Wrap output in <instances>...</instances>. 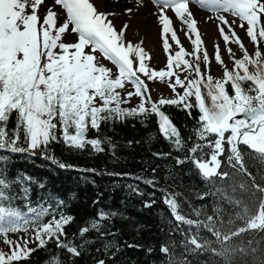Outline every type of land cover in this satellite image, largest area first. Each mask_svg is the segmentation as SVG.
<instances>
[{
	"label": "snow or ice",
	"instance_id": "6c2138e0",
	"mask_svg": "<svg viewBox=\"0 0 264 264\" xmlns=\"http://www.w3.org/2000/svg\"><path fill=\"white\" fill-rule=\"evenodd\" d=\"M193 5L213 15L198 21ZM111 8L102 10L96 0H0V242L8 249H0V264H31L32 254L50 244L67 256L62 260L58 252L48 264H77L85 245L91 243L76 244L75 234L69 238L66 227L75 217L63 210L64 201L49 195L46 207H32L29 189L23 186L31 178L8 175L7 165L14 156L32 159L39 153L62 170L95 173L94 168L76 169L57 159L50 146L76 151L91 145L99 153L103 141L98 136L89 138L90 132L99 134L109 121L132 118L143 123L150 117H155L159 134L172 149L152 155L188 166L190 173L215 187L233 206L227 220L215 205L212 214L193 209V219L182 214L179 193L158 186L155 169L152 178L107 173L152 188L146 208L156 203V192L162 193L175 221L170 230L183 237L178 255L175 241L161 245L165 264H202L200 256L206 253L221 258L222 264H264V0H129L123 6L116 0ZM145 11L166 55V64L159 70L148 63L153 57L146 50L147 33L129 36L133 21ZM117 17L126 19L118 25ZM174 20L179 21L191 51L181 42ZM199 23L214 24L224 41L223 51L215 45L214 60L221 69L217 76L211 72L213 56L201 39ZM237 28L246 34L253 51ZM230 44L239 47V57ZM165 78L171 94L152 99L146 81ZM134 97L139 99L135 107L122 106ZM165 106L194 121L187 138L162 111ZM246 156L254 162L255 174ZM236 176L239 182L233 179ZM13 185H20L19 192ZM128 188L145 195L137 184ZM18 200L24 201L27 211L16 204ZM116 215L100 210L90 228L100 232L101 222ZM90 228L79 229V236L83 238ZM245 234L253 237L247 246ZM257 234L260 239H255ZM106 235L116 234L100 233L101 238ZM125 243L129 248L141 247ZM110 246L104 245L106 256ZM115 247L118 252L119 246ZM95 264L107 261L99 259Z\"/></svg>",
	"mask_w": 264,
	"mask_h": 264
},
{
	"label": "trees",
	"instance_id": "16d2710c",
	"mask_svg": "<svg viewBox=\"0 0 264 264\" xmlns=\"http://www.w3.org/2000/svg\"><path fill=\"white\" fill-rule=\"evenodd\" d=\"M123 107H135L136 104L128 103ZM170 116L178 127L183 137L187 138L194 127V121L185 113L175 107L162 108ZM100 138L102 152H95L91 145L83 150L70 151L62 145H51L52 153L62 162L74 165L76 169L94 168L97 171L81 172L76 170H62L50 161L40 158L37 153L32 159H22L14 156L8 162V175L10 178L27 176L31 180H25L23 186L29 189V199L32 207L44 204L49 195L64 201V211L75 217L74 221L66 227L71 238L76 236L75 243L81 244L83 240L91 243L85 245L81 257L77 258V264H95L96 260L106 259L107 264H165L166 257L160 252L162 244L168 241L177 243L174 252L178 255L182 249L179 241L183 239L179 232L171 231L175 227L174 218L170 210L162 202V193L156 192V203L151 208L144 207V202L149 201V194L153 189L149 186L132 180L108 175L107 173H128L130 176L144 175L152 178V170H156V180L159 187H166L170 192L179 193L176 197L181 206V212L190 218L196 219L193 209H201L204 213L212 214L213 206L223 209L224 219L233 214V206L216 193L215 187L206 183L198 175L189 172L188 166H176L171 158L158 159L152 155L154 152L172 151L169 143L159 134L155 117H150L143 123L139 119L129 118L124 121H109L102 124L99 134L89 133V138ZM109 140L111 144H109ZM114 153V154H113ZM172 155L179 153L172 152ZM249 170L256 173L254 162L246 156ZM167 178V179H165ZM237 182L240 177L233 178ZM217 180V186H219ZM231 184V181L227 182ZM44 187L41 188L40 185ZM129 184H137L145 193L143 197L136 195L129 188ZM19 192L20 185H13ZM208 193L204 199H198L197 194ZM229 194L231 190L229 188ZM22 195V193H21ZM95 202V203H94ZM16 204L23 210L24 201L18 200ZM100 210L105 212H117L118 215L109 221L101 222L104 226L97 232L90 228V222L98 219ZM203 219V215L200 217ZM172 220V225H169ZM89 227L90 230L84 237L79 236V229ZM187 231V226H184ZM115 233L100 237V233L108 231ZM207 235L206 232H203ZM253 239L245 234L243 242ZM255 239H260L257 234ZM141 245L140 248H129L126 243ZM110 243L107 256L104 245ZM235 243H240L239 240ZM119 246V251L116 250ZM214 247L216 245H213ZM152 251L149 252L148 249ZM97 249L100 251L97 252ZM6 251V249H3ZM59 252L63 260L67 254L50 244L47 250H38L31 256V264H48L51 257ZM115 253L113 256L112 254ZM200 260L207 264H222L221 258L214 257L211 253L200 256Z\"/></svg>",
	"mask_w": 264,
	"mask_h": 264
},
{
	"label": "bare ground",
	"instance_id": "6f19581e",
	"mask_svg": "<svg viewBox=\"0 0 264 264\" xmlns=\"http://www.w3.org/2000/svg\"><path fill=\"white\" fill-rule=\"evenodd\" d=\"M128 2L129 0H121V6H123L125 3H128ZM96 3L101 7L102 10H112L111 6L114 3H116V0H96ZM192 7L196 13V18L198 21L201 19V17H207L209 15H213V13L207 12L206 10H203V9H199L195 5H193ZM124 19L126 18L117 17L116 23L119 25L121 20H124ZM174 27L177 30V34L179 38L181 39V42L186 43L188 39L185 37L184 31L180 30L179 21L174 20ZM198 28H199V31L205 30L208 32V36L206 37L207 44L212 43L214 41L215 33L219 36L216 26L212 23H199ZM238 29L239 28H237L236 30ZM138 33L140 35L147 33L146 49L151 50L155 54L161 53V43L158 41L157 30L152 25L151 17L148 15L147 11H145L144 14L141 17H139L137 20L133 21L132 31L129 32V36L135 37Z\"/></svg>",
	"mask_w": 264,
	"mask_h": 264
},
{
	"label": "rangeland",
	"instance_id": "374dc122",
	"mask_svg": "<svg viewBox=\"0 0 264 264\" xmlns=\"http://www.w3.org/2000/svg\"><path fill=\"white\" fill-rule=\"evenodd\" d=\"M237 31V34L240 36V38L242 39L243 43L245 44V46L248 48V50L251 52L253 51V45L251 44V42L249 41V39L246 37V34L241 30V29H238L236 30ZM201 39L203 40L204 42V46L207 48L208 52L210 55H212L214 57V53H213V49L215 48V45L216 44H219L221 50L223 51L224 49V41L222 38H220L219 36H217V34L215 33L214 35V41L212 43H209L207 44L206 42V37L208 36V32L207 31H202L201 30ZM195 38V37H193ZM184 47L188 50V51H191V44L190 42L188 41V43H185L183 44ZM230 47L232 48V50L236 53L237 57H239L240 55V51H239V47L236 45V44H230ZM147 51H149L150 55L153 57V59L151 61H149L148 63L150 64L151 67L155 68V69H160L162 67L165 66L166 62L164 60V57L160 54H155L154 52H152L151 50H148L146 49ZM223 57L225 59V62L228 63L229 67H231V61L228 60V57H227V52H223ZM214 59L212 60V65H211V72L214 76H217L219 75V73L221 72V69H220V66L217 65L215 63ZM107 63V62H105ZM153 99L156 100L158 98H161V97H168L170 94H171V91L166 89V88H163L164 90L162 92H159L162 88L161 84H159V82H155L153 83ZM131 102H137L136 99H132L130 101ZM15 238V237H13ZM3 243L0 242V246L2 245ZM30 247H32V245H30Z\"/></svg>",
	"mask_w": 264,
	"mask_h": 264
}]
</instances>
